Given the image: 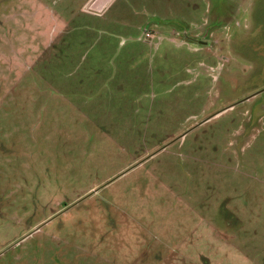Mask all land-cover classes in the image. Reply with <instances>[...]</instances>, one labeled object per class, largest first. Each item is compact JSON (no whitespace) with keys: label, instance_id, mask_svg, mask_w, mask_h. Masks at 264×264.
I'll list each match as a JSON object with an SVG mask.
<instances>
[{"label":"rangeland","instance_id":"rangeland-1","mask_svg":"<svg viewBox=\"0 0 264 264\" xmlns=\"http://www.w3.org/2000/svg\"><path fill=\"white\" fill-rule=\"evenodd\" d=\"M0 264H264V0H0Z\"/></svg>","mask_w":264,"mask_h":264},{"label":"water","instance_id":"water-1","mask_svg":"<svg viewBox=\"0 0 264 264\" xmlns=\"http://www.w3.org/2000/svg\"><path fill=\"white\" fill-rule=\"evenodd\" d=\"M86 10H87V11H90V12H92V11H93L94 13H97V12H95V10H93V9L91 8V6H90V5H89V7H87V9H86ZM164 148H165V147L161 148V150H162V149H164ZM124 173H125V172H124ZM124 173H122V174H124ZM37 229H38V228H37ZM37 229H36V230H37Z\"/></svg>","mask_w":264,"mask_h":264},{"label":"built area","instance_id":"built-area-1","mask_svg":"<svg viewBox=\"0 0 264 264\" xmlns=\"http://www.w3.org/2000/svg\"><path fill=\"white\" fill-rule=\"evenodd\" d=\"M146 35H148V34H146Z\"/></svg>","mask_w":264,"mask_h":264}]
</instances>
